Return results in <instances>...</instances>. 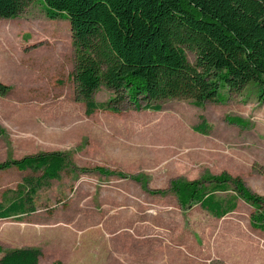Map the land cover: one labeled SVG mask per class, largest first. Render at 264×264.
<instances>
[{
    "label": "rangeland",
    "instance_id": "1",
    "mask_svg": "<svg viewBox=\"0 0 264 264\" xmlns=\"http://www.w3.org/2000/svg\"><path fill=\"white\" fill-rule=\"evenodd\" d=\"M186 54L194 62V53ZM74 66L69 21L49 19L42 0H31L15 18H0V81L10 88L0 97V162L46 152L64 153L71 162L37 192L25 222L0 221V258L11 250L36 249L45 256L41 264H62L45 254L57 249V239L61 255L69 258L73 252L65 246L79 249L91 241L62 236L66 228L144 222L161 238L171 235L179 252L187 246L192 264H264V232L251 226L250 206L238 201L235 211L215 218L199 205L182 209L169 191L172 180L227 173L264 196V100L253 82L240 92L221 89L217 100L201 108L163 100L158 112L127 107L87 116L76 98ZM110 97L104 86L93 96L97 103ZM200 117L206 134L194 129ZM39 175L0 171V206L16 199L24 178ZM128 175L145 184L123 177ZM150 232L146 227L139 233Z\"/></svg>",
    "mask_w": 264,
    "mask_h": 264
},
{
    "label": "trees",
    "instance_id": "2",
    "mask_svg": "<svg viewBox=\"0 0 264 264\" xmlns=\"http://www.w3.org/2000/svg\"><path fill=\"white\" fill-rule=\"evenodd\" d=\"M30 3L0 0V18H15ZM42 7L49 19L69 21L75 94L87 116L96 111L120 113L127 107L158 112L163 100L190 101L201 108L217 100L221 89L240 92L250 82L264 100V0H42ZM186 51L194 53V62ZM101 86L111 97L97 103L93 96ZM9 91L0 81V97ZM200 119L194 129L206 134L207 124ZM3 133L0 129V136ZM70 166L61 152L0 162V171L40 173L23 179L16 199L0 206V219L21 221L32 214L37 192ZM123 177L145 184L139 177ZM169 191L182 209L199 205L215 218L235 211L242 201L253 209L251 226L264 232V196L250 191L239 177L221 173L172 180ZM39 256L36 249H15L5 252L0 264H38Z\"/></svg>",
    "mask_w": 264,
    "mask_h": 264
},
{
    "label": "crops",
    "instance_id": "3",
    "mask_svg": "<svg viewBox=\"0 0 264 264\" xmlns=\"http://www.w3.org/2000/svg\"><path fill=\"white\" fill-rule=\"evenodd\" d=\"M24 219L19 222H25ZM146 227H150L152 232L139 233L144 232ZM152 229H156L154 225L144 222L130 224L103 222L92 228L74 226L63 230L62 236L76 234L80 238L90 237V244L81 243L79 249L63 244L62 246L68 248V251L73 252L69 258L61 255L63 249L59 245V239L55 237L58 242L55 246L57 249L49 250L50 254L47 252L45 254L47 260L57 259L62 264H179L183 262L192 264L188 260L187 246L182 245L179 252L178 247L171 243V235L161 238ZM44 257L39 256L38 264H41L40 261Z\"/></svg>",
    "mask_w": 264,
    "mask_h": 264
}]
</instances>
